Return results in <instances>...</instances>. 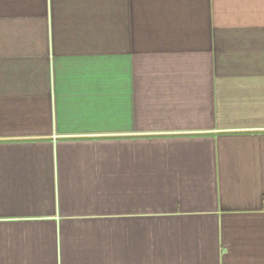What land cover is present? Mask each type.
Instances as JSON below:
<instances>
[{"label": "crops", "instance_id": "obj_1", "mask_svg": "<svg viewBox=\"0 0 264 264\" xmlns=\"http://www.w3.org/2000/svg\"><path fill=\"white\" fill-rule=\"evenodd\" d=\"M264 0H0V264H264Z\"/></svg>", "mask_w": 264, "mask_h": 264}, {"label": "trees", "instance_id": "obj_2", "mask_svg": "<svg viewBox=\"0 0 264 264\" xmlns=\"http://www.w3.org/2000/svg\"><path fill=\"white\" fill-rule=\"evenodd\" d=\"M263 203H264V197H263Z\"/></svg>", "mask_w": 264, "mask_h": 264}]
</instances>
